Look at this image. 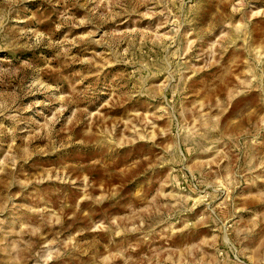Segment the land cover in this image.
Listing matches in <instances>:
<instances>
[{
    "label": "rangeland",
    "instance_id": "obj_1",
    "mask_svg": "<svg viewBox=\"0 0 264 264\" xmlns=\"http://www.w3.org/2000/svg\"><path fill=\"white\" fill-rule=\"evenodd\" d=\"M0 264H264V0H0Z\"/></svg>",
    "mask_w": 264,
    "mask_h": 264
}]
</instances>
